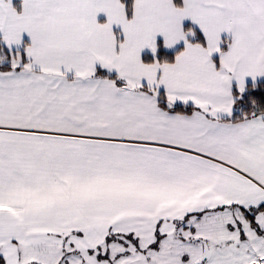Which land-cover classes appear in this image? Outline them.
Returning <instances> with one entry per match:
<instances>
[{
    "label": "snow or ice",
    "instance_id": "snow-or-ice-1",
    "mask_svg": "<svg viewBox=\"0 0 264 264\" xmlns=\"http://www.w3.org/2000/svg\"><path fill=\"white\" fill-rule=\"evenodd\" d=\"M0 264H264V0H0Z\"/></svg>",
    "mask_w": 264,
    "mask_h": 264
},
{
    "label": "trees",
    "instance_id": "trees-1",
    "mask_svg": "<svg viewBox=\"0 0 264 264\" xmlns=\"http://www.w3.org/2000/svg\"><path fill=\"white\" fill-rule=\"evenodd\" d=\"M163 51H164L166 54H168V55H171V54H172V51H166V50H164V49H163ZM145 55H148V54H145Z\"/></svg>",
    "mask_w": 264,
    "mask_h": 264
},
{
    "label": "crops",
    "instance_id": "crops-1",
    "mask_svg": "<svg viewBox=\"0 0 264 264\" xmlns=\"http://www.w3.org/2000/svg\"><path fill=\"white\" fill-rule=\"evenodd\" d=\"M164 50H166V51H172V50H170V49H164ZM145 54H149V53L147 52V50L145 51Z\"/></svg>",
    "mask_w": 264,
    "mask_h": 264
}]
</instances>
